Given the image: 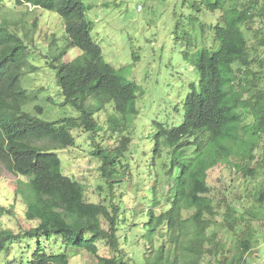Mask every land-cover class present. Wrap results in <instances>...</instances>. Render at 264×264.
<instances>
[{
	"label": "trees",
	"instance_id": "16d2710c",
	"mask_svg": "<svg viewBox=\"0 0 264 264\" xmlns=\"http://www.w3.org/2000/svg\"><path fill=\"white\" fill-rule=\"evenodd\" d=\"M184 3L195 13L191 24L199 23L205 31L203 48L185 54L199 82L191 85L184 100L179 126L154 121L149 188L154 202L142 224L148 250L142 263L128 255L123 246L129 237L120 234L121 199L137 187L133 171H141L132 149L133 134H128L139 115V85L105 61L82 0H13L15 6L57 14L70 42L49 65L63 97L61 106L76 114L45 121L40 118L43 106L27 110L38 96L21 83L27 67L38 68L26 63L30 52L24 38L0 18V164L26 179L19 182L16 194L26 205V220L38 222L18 232L5 228L2 219L14 211L0 205V264H70L65 252L50 251L51 241L85 251L97 264H248L251 238H238L236 253L230 254L221 248L214 229L223 210L226 228L238 235L247 221L245 212L232 203L217 204L208 180L221 167L250 179L260 174L256 202L264 205V159L261 164L256 160L264 136V0ZM206 13L214 15L213 20L201 22L197 14L204 19ZM74 48L81 54L65 61ZM108 106L112 113L104 126L95 116ZM75 131L89 136L91 155L100 163L99 203L89 202L85 186L62 171L56 151L75 146ZM105 135L114 147L101 144ZM32 141L51 146L37 147ZM100 242L111 250L110 256L99 253Z\"/></svg>",
	"mask_w": 264,
	"mask_h": 264
},
{
	"label": "rangeland",
	"instance_id": "374dc122",
	"mask_svg": "<svg viewBox=\"0 0 264 264\" xmlns=\"http://www.w3.org/2000/svg\"><path fill=\"white\" fill-rule=\"evenodd\" d=\"M82 1L89 8L88 16L94 23L93 37L102 48L105 61L122 70L129 81L139 85L141 91L138 99L139 115L128 133L130 136L133 134L132 149H135V159L141 163V171H133L134 178L132 180L131 176L130 181L137 182V187L125 192L121 199L124 209L120 234L129 237L123 246L128 255L132 254L138 263H142L144 253L148 252L142 238L145 235L142 224L154 202L153 192L149 190L152 185L150 170L154 168L151 165L154 121L170 127L179 126L183 122L184 100L191 91V85L199 82V76L185 54L193 55L203 48L205 31L199 23L191 24L190 17L195 13L184 0ZM12 2L3 0L0 18L6 20L12 31L24 38L30 52L26 63L38 68L33 70L27 67L21 80L29 94L38 96L27 106V110L34 112L35 105L43 106L45 111L40 118L45 121L76 114L71 107L61 106L63 97L56 85L55 72L49 65L70 44L64 36L62 19L55 13L26 5L15 6ZM202 14H197L201 22L213 20L214 15L206 13L203 19ZM260 26L256 24V28ZM250 46L255 47L256 43L250 41ZM78 54L81 52L74 48L66 54L64 60H72ZM46 97L52 101H47ZM111 113L112 109L108 106L106 111L96 114V120L105 126ZM73 134L76 138L75 146L56 151L62 160V171L85 186L89 202L99 203L101 197L97 187L103 183L100 163L91 155L94 148L90 146L89 136L81 131ZM32 144L37 147L51 146L47 141H32ZM101 144L114 147L107 135ZM263 159L264 136L256 152L258 164ZM21 181L25 182L26 179L11 174L0 164V205L14 211L13 216L2 219L3 227L16 232L38 224L26 220V205L22 197L16 194ZM262 182L263 176L260 174L250 179L244 177L242 172L222 167L213 171L208 180L210 196L217 204L232 203L245 212L247 221L241 227L243 232L237 231L238 235L226 228L223 210L221 216L216 218L214 229L223 242L221 248L230 254L236 253L238 238H251L252 250L248 264H264V205L256 202ZM119 188L116 191L118 198L121 192ZM135 195L138 197L137 210L134 209ZM103 223L107 228L106 222ZM51 243L50 251L55 254L65 252L70 258V264H97L85 251L68 249L60 242ZM98 248L102 256L111 255L105 243H98Z\"/></svg>",
	"mask_w": 264,
	"mask_h": 264
},
{
	"label": "built area",
	"instance_id": "2783aa9c",
	"mask_svg": "<svg viewBox=\"0 0 264 264\" xmlns=\"http://www.w3.org/2000/svg\"><path fill=\"white\" fill-rule=\"evenodd\" d=\"M254 264H258V263H254Z\"/></svg>",
	"mask_w": 264,
	"mask_h": 264
}]
</instances>
